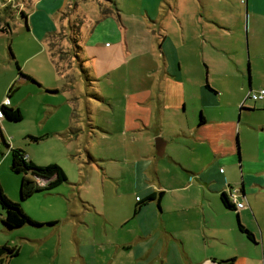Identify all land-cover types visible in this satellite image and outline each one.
I'll return each instance as SVG.
<instances>
[{"label":"crops","instance_id":"obj_1","mask_svg":"<svg viewBox=\"0 0 264 264\" xmlns=\"http://www.w3.org/2000/svg\"><path fill=\"white\" fill-rule=\"evenodd\" d=\"M8 2L12 5L10 13L13 14L12 10H17L18 7L15 2ZM70 2L29 0L21 5L19 11L39 49L30 50L26 55L19 54L14 49V59L11 58L10 51L6 55L10 33L9 28L7 29L10 23L8 17L4 19V26L3 21L0 22V29L4 30L0 31V77L3 75L0 79V107L8 100V108H19L24 120L25 114L29 117L30 110H39L42 105L44 109L35 119L39 120V127L43 131L59 137L73 133L77 135L78 131L83 130L81 125L78 126L73 121V112L81 107L82 102L81 111L87 108L92 114L91 108L98 101L108 102L110 105L115 101L109 93L106 98L103 97L102 85L98 84V79L101 83L105 81V86L110 89H120L116 83H121L126 90L123 92L124 103L120 117L122 128L129 133L140 134L156 126V135H165L164 121L170 115L176 117V124L173 123V127L168 129L170 131L165 151L168 153L171 148L169 156L173 166L183 164L182 167L187 172L183 186L175 179L162 182L159 174L163 163L159 159L137 160V169L141 166L143 192L138 193L135 201L137 203L149 196L155 198L144 204L137 215L134 216L133 213L126 218L123 225H130L128 232L131 235L127 242L93 245L89 260L78 239L81 264H264V100H260L263 104L258 106L259 101L247 98L250 90H264V84H257L255 81L252 84L249 81L247 86L242 81L244 75L243 72L241 75V68H235L232 72H221L223 80L226 79L224 88L217 87L212 82L210 87L216 91L214 93L206 88L207 83L205 84L201 75L194 74L199 67H191V62L190 81L185 80L178 48L168 35H164L157 39L162 54L157 56L163 58L164 64L162 66L159 62V74L163 72L167 81L162 83L158 80L156 86L155 81L148 88L144 82L145 74L140 73L152 71L153 68L147 67V60L139 63L143 55L147 56L154 49V37L147 31L148 27L151 24H161L163 13L165 21L173 15L179 17L178 10L184 6L179 0H141L140 7L136 9L139 14H134L135 17L130 14L123 16L121 11L116 13L113 4L107 0L110 14L101 17L91 27L83 26L84 24L76 26L79 29L74 30L76 37H72V41L81 65L75 66L74 74H67V60L62 59L66 63L59 62L63 66L60 65L57 69L55 50L59 44L64 48L63 54H70L71 51V48H66L61 43L62 38L68 36V18L62 13L71 5ZM227 2L232 20L220 14H207L205 10L200 13V5L190 2V30L198 29L201 36L213 39L211 43L201 41L204 56L211 49L236 53L237 50L215 42L218 36L216 34L220 32L232 36L235 25L242 30L246 19L249 35L252 37L256 24L264 20V6H261L264 0ZM168 9L170 11L166 12ZM235 34L236 40L240 39V34ZM58 54L62 55L61 52ZM30 62H34L31 70ZM16 63L22 65L24 71L21 70L26 78L19 75ZM207 63L215 65L213 62ZM229 75H234L235 82L229 81L232 79ZM209 77L211 78V74ZM83 79L87 83L88 94H84L76 83ZM24 86H28L26 92L22 91ZM229 86L234 91L238 90L235 102L236 111L239 109L238 117L222 109V101ZM193 93L199 97L200 107L197 112L201 111L202 115L200 119L192 118L190 123H186L179 112L182 105L188 109V101L192 99ZM54 96L57 99L54 100ZM90 98L97 101L89 100ZM249 101L255 103L253 107L247 106ZM61 104L70 106L69 112L62 116L58 112ZM9 122L11 121L5 116L0 119V186L10 200L21 202L22 177L11 169V150L14 146L3 134V130L7 131ZM112 124L113 120L102 128L113 129L114 127H109ZM87 126L90 131L99 129L93 120L87 121ZM179 146L189 153L190 162L183 161ZM150 172L152 178L158 179L157 184L148 183L151 179L148 176ZM42 182L40 185H44ZM234 191H237V199L245 202L247 208L236 210L224 205L222 195L226 194L230 199V193ZM30 199L22 203V208L39 224L34 227L56 226L54 219L41 218L35 214ZM4 217L5 212L0 206V246L9 245L11 238L15 237V233L4 226ZM238 218L253 234V240L240 231ZM75 228L78 233L79 225H75ZM20 239L24 241L26 238ZM100 253L106 256L102 258Z\"/></svg>","mask_w":264,"mask_h":264},{"label":"rangeland","instance_id":"obj_2","mask_svg":"<svg viewBox=\"0 0 264 264\" xmlns=\"http://www.w3.org/2000/svg\"><path fill=\"white\" fill-rule=\"evenodd\" d=\"M10 1L15 2L18 7L17 10H12L13 14L10 13L11 3L8 0H0V22L3 21L4 26L5 17H8V22H10L7 25L10 33L6 55H8L10 48L14 54V49H16L19 54L23 55H26L30 50H38L39 45L29 33L21 11H19L21 5L23 6L24 2L28 3L29 0ZM70 1L71 5L62 13L68 18L66 24L68 30L65 31L68 36L63 37L61 43L66 48H71V51L70 54H63L64 48H61L59 44L55 50L57 54L56 67H58L57 69L60 68L59 66L62 64L59 62L62 59L67 60V74L73 73L75 66L79 67L81 65V62L77 60V53L72 41V37H76L74 30L79 29L76 26L84 24L83 26L91 27L104 16L103 11L110 9L107 0ZM112 1L123 16L130 14V16L135 17L134 14H139L136 9L140 7L141 0ZM179 1L184 5L178 10L179 17L173 15L165 21V13H163L160 20L161 24H151L150 28L148 27L147 31L154 37V49L147 56L143 55L140 58L142 60L139 62L142 64L144 60H147V67L149 69L153 68L152 71L147 70L145 73H140L141 75L145 74L144 82H146L148 88H151L155 81V86L158 85V80L162 83L167 81L163 77V72L159 74L158 70L161 71L159 62L162 66L164 64L162 62L163 58L160 59L157 56L161 54L157 39H161L164 35H168L178 48L185 80L190 81L191 62V67H199V69H195L197 71L194 74L196 76L201 75L205 84L209 83L210 86H212V82H215V86L224 88L226 79L223 80L224 77L221 74L224 71L232 72V69L235 68H241V75L242 72L244 75L242 81L246 82L247 86L249 85V70L252 84L253 81L257 84H264V20H260L256 24L252 37L249 35L246 19L242 30L235 25V33L240 34V39L236 40L235 33L232 36L227 33V35H223L220 32L216 34L218 36H216L217 40H214L215 42L228 47V49L237 50L236 53L211 49L207 50L208 53L204 56L201 41L207 40L211 43L213 39L208 36H201L198 29L190 30V2H197L200 5V13L205 10L207 14H220L222 17L232 20L228 2L227 0ZM261 6H264V4ZM168 11L170 9L166 10V12ZM58 52H61L64 56L58 54ZM39 59L41 58L39 57ZM64 60L62 63L65 64ZM132 62L133 60H131V66ZM207 62H213L215 65L210 66ZM19 65L23 70L22 65L20 63ZM33 66L34 62H30L29 70ZM61 70L63 71V69ZM210 74L211 78L209 77ZM229 76L232 78L229 81L235 82L234 75ZM2 77L3 75L0 79ZM34 80L44 86L36 78ZM40 80H43V78H40ZM239 82L241 81L239 80ZM76 83L84 94H88L85 79ZM98 84L102 85L103 97L106 98L109 93V96L115 98V101L111 103L112 107L108 102L98 101L94 104L95 107L91 108L92 114L87 108H83L81 111L84 102L76 112L72 110L73 121L77 122L76 125H81V130H83L78 131L77 135L73 133L59 137L43 131L39 127V120L35 119L37 115H41L44 109L42 105L39 110H30L31 115L29 117L24 113L25 118L23 121L18 123L9 122L7 131L3 130V134L10 144L14 148L23 149L28 158L33 159L32 161L35 164L41 166L58 164L64 169L68 177V182L53 192L38 193L29 201L33 203L32 208L35 214L41 216V218L54 219L57 222L56 226L44 225L41 228H36L26 225L12 230L15 237L11 238L8 246L18 249L19 255L6 264H81L78 239L81 241V249L85 250L89 260L92 257L93 245L111 242L123 244L127 242L131 238L128 232L130 225L125 226L123 224L126 218L134 213L138 193L143 192L141 166L137 169V160L159 159L163 163L159 174L162 182L175 179L179 181L178 184L182 186L185 184L186 168L182 167L183 164L173 166L174 164L170 161L171 157L169 156L171 148L168 153L165 151L164 156L159 157L155 147L157 138H162L166 142L170 131L168 129L173 127V123L176 124L177 118L170 115L164 121L165 135H156L158 131L156 126L146 129L140 134L126 132L122 128V118L120 120L124 103L123 92L126 91L123 84L116 83V86H120V89L107 88L105 81L101 83L100 79H98ZM27 87L24 86L22 91L26 92ZM99 91L101 93L100 88ZM225 93L222 109L238 117L239 109L236 111L235 107L238 90L234 91L229 86V90H226ZM56 96L59 97L58 94ZM56 96H54V100L57 99ZM191 96L192 99L188 101V109L186 110L185 105H182L179 112L186 123H190L192 118L195 120L200 119L202 115L201 111L197 112V108L200 107L199 97L195 93ZM188 98H190L189 94ZM89 100L95 101L96 99L90 98ZM254 104L253 101L247 102V106L253 107ZM261 104H263V101L257 103L258 106ZM156 106L158 108V104ZM69 107V104H61L58 112L62 116L69 112ZM72 108L74 107L72 106ZM89 116L91 119H89ZM91 120L97 124L99 129L90 131L87 121L90 122ZM111 120H113V124L109 127H114L113 129L102 128V126L107 127V123ZM92 126L95 125L92 124ZM31 137H37L39 140L33 141ZM2 146L4 147L3 143ZM178 150L182 154L183 161L190 162L189 153L186 149L179 146ZM137 175L139 178H137ZM148 176L151 177L148 183L157 184L158 179L152 178L151 172ZM75 225H79L78 233ZM20 238L26 239L22 241ZM105 256V254L100 253V257L104 258Z\"/></svg>","mask_w":264,"mask_h":264},{"label":"trees","instance_id":"obj_3","mask_svg":"<svg viewBox=\"0 0 264 264\" xmlns=\"http://www.w3.org/2000/svg\"><path fill=\"white\" fill-rule=\"evenodd\" d=\"M113 4V8L116 13L119 14L115 3L112 0H108ZM104 15L110 14V11H103ZM25 16V15H24ZM0 31H4L0 29ZM10 56L14 59V54L10 48ZM67 54V53H66ZM17 64V63H16ZM19 75L21 77H27L21 70L20 66L17 64ZM206 88L210 91L216 93L209 83L206 84ZM4 116L13 123H18L23 120V114L19 108H8V106H2ZM33 141H38L39 138L31 137ZM12 152V166L11 169L14 173L21 175V185H20V199L21 202H14L8 198L3 189L0 186V206L5 212V217L3 219L4 226L9 230H14L21 228L26 225H39L34 220H32L23 210L22 203L29 200L32 196L38 193H51L64 183L68 182V177L64 169L58 164H49L41 166L35 164L31 161L26 152L20 148H14ZM43 181V182H42ZM44 185H40V183ZM163 194V193H161ZM154 196H149L145 200H140L137 202L136 208L134 209V216L138 214L141 207L148 201L153 200ZM222 200L224 205L229 209H235L231 204L226 194L222 195ZM56 224V223H53ZM52 224V225H53ZM238 227L240 231L245 233L247 237L251 240L254 239L253 234L241 223L238 218ZM19 255V250L8 245L0 246V264H6L8 261L15 256Z\"/></svg>","mask_w":264,"mask_h":264},{"label":"built area","instance_id":"obj_4","mask_svg":"<svg viewBox=\"0 0 264 264\" xmlns=\"http://www.w3.org/2000/svg\"><path fill=\"white\" fill-rule=\"evenodd\" d=\"M248 99H251L253 101H260V100H264V90H261L260 92H255L253 90H251L248 95H247ZM4 106H9V101L7 100L4 104ZM2 105V106H3ZM4 117V112L2 107H0V119H2ZM237 191H234V193H230V199L229 201L232 202V205L235 207L236 210H241L244 208H247L248 206L246 205L245 202H241L237 199L236 195Z\"/></svg>","mask_w":264,"mask_h":264},{"label":"water","instance_id":"obj_5","mask_svg":"<svg viewBox=\"0 0 264 264\" xmlns=\"http://www.w3.org/2000/svg\"><path fill=\"white\" fill-rule=\"evenodd\" d=\"M250 70H249V81L251 82V76H250ZM251 91V90H250ZM155 147H156V152H157V155L159 157H162L165 153V147H166V143L165 141L162 139V138H157L156 139V144H155ZM245 195L243 194V197ZM35 226H39V225H35Z\"/></svg>","mask_w":264,"mask_h":264}]
</instances>
